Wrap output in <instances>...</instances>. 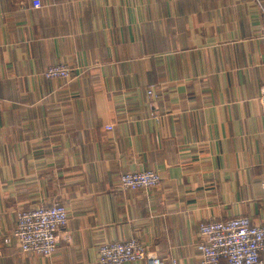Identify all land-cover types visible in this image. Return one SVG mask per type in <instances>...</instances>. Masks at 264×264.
<instances>
[{"label":"crops","instance_id":"crops-1","mask_svg":"<svg viewBox=\"0 0 264 264\" xmlns=\"http://www.w3.org/2000/svg\"><path fill=\"white\" fill-rule=\"evenodd\" d=\"M40 2L0 0V264H100L133 237L201 264L200 221L264 222V0ZM144 169L161 182L119 187ZM53 202L56 250L22 251L17 210Z\"/></svg>","mask_w":264,"mask_h":264},{"label":"built area","instance_id":"built-area-1","mask_svg":"<svg viewBox=\"0 0 264 264\" xmlns=\"http://www.w3.org/2000/svg\"><path fill=\"white\" fill-rule=\"evenodd\" d=\"M32 2L34 7L41 5L40 0ZM261 41L264 46V33ZM72 72L73 67L61 62L49 65L42 75L49 79H69ZM161 180L158 172L144 169L121 172L118 184L123 189H147L158 185ZM67 223L64 204H40L17 210L11 236L22 251L49 257L56 250ZM197 230L199 240L195 247L200 253L201 264H264V222L253 223L248 216L240 215L200 221ZM97 258L100 264H125L141 260L145 264H167L136 237L101 243Z\"/></svg>","mask_w":264,"mask_h":264}]
</instances>
